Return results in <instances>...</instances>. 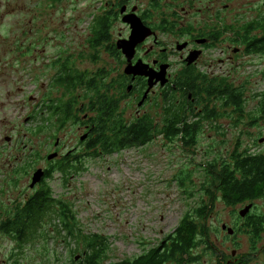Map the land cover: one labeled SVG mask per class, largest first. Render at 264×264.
<instances>
[{"label": "rangeland", "instance_id": "1", "mask_svg": "<svg viewBox=\"0 0 264 264\" xmlns=\"http://www.w3.org/2000/svg\"><path fill=\"white\" fill-rule=\"evenodd\" d=\"M113 1L116 0H0V38L5 37L4 42L0 39V49L9 47L8 41L13 38L15 45L21 40L26 46L29 39L21 38L23 31L32 33L30 37L36 46V51L28 52L30 55L11 56L0 51L4 81L12 76L19 80L23 93L28 94L36 69L43 80L38 81V75L37 85L41 82L46 85L40 91L44 92L48 88L41 102V95L35 92V102L18 97L12 103H5L4 127L8 128L13 123L20 124L16 135L20 145L17 160L21 165L26 162L31 166L10 167L5 159L4 165L0 164V202L3 203L0 209L5 211L2 217L4 220L10 217L6 215L8 210L11 212L14 204L32 195L29 183L36 169L66 163L64 174L54 171L45 185L55 197L66 201L75 216L72 224L83 234L82 237L77 234L75 238H69L64 231L53 229L52 226L58 224V220L51 214L32 227V233H35L33 238L24 240L23 244L15 242L2 228L0 264H13L15 259H18L19 264H69L73 258L78 260L84 249L83 240L93 234L102 237L106 244L104 264L132 260L144 250L158 246L173 232L185 214L203 204L208 206L204 220L208 236L204 244L190 252L197 258L183 264H221L225 259H232V250L246 256L252 251L251 242L247 236L248 227L244 224L246 220L239 216L238 211L247 203L226 205L218 195L211 202L212 193L209 195L206 192V182L210 181L206 169L214 156L222 155L226 158L237 146L249 152L264 151V120L260 118L258 108L264 92V55H245L241 52L234 55L233 60L227 59L220 63L219 58H228L231 50L239 47L236 40L221 39L213 42L206 51L203 68L210 75L225 76L229 85L242 92V111H237L224 97L210 100L203 94L197 97V107L202 108L207 104L215 110V115L213 118L199 119L201 127L196 143L188 146L179 136L168 140L158 135L143 146L111 154L78 157V160L65 162L54 160L58 156L53 160H44L43 156L52 149L48 150L47 143L59 138L63 142V149L59 152L62 155L65 148L78 144L81 131L69 122L67 129L59 133L53 108L48 107L50 100L58 96L59 87L54 82H48L52 71L46 72L45 68L41 72L37 66L53 58L59 50V40L64 35L66 44L62 48L65 49L66 62L71 69L84 72L87 78L94 77L97 80L98 74L102 72L106 81L115 79L114 85L116 80H124L121 77L126 66L123 55L112 54L107 46H92L90 43L97 18L108 12ZM119 17L117 14L110 28L114 46L119 33L121 36L126 33V27ZM41 36L45 44H42ZM162 41L170 46L174 39L163 38ZM228 44L231 48L227 49L226 56L221 55L220 50ZM34 58L36 61H33ZM60 58L56 57L52 63L58 64ZM129 82L124 80V85L114 88L112 92L115 94L121 90L122 94L123 90L124 93L125 85ZM70 90L73 89L67 88V99H77L76 95L81 94L78 100L87 103V99L82 96L84 91ZM137 91L133 88L130 94ZM157 93L158 90L143 107V111L160 123L165 110L166 94L161 101ZM172 96L177 108L184 109L185 104L180 100L182 96L178 93ZM138 98L132 99L128 95L119 97L118 112L124 119L134 117ZM85 112L92 115L88 108ZM30 113L32 121L28 124L25 118ZM186 113L189 121H195L190 116L191 112ZM253 117L257 122H251ZM82 149L79 147L72 152L75 151L76 156L83 153ZM73 164L79 169H74ZM13 180L18 183L12 184ZM250 212L264 216V197L253 201ZM222 224L237 230L236 234L229 235L221 229ZM250 262L255 261L251 258Z\"/></svg>", "mask_w": 264, "mask_h": 264}, {"label": "flooded vegetation", "instance_id": "2", "mask_svg": "<svg viewBox=\"0 0 264 264\" xmlns=\"http://www.w3.org/2000/svg\"><path fill=\"white\" fill-rule=\"evenodd\" d=\"M232 3H234V5ZM122 7L124 10L123 13H120V9ZM115 10L118 11L120 20L125 14H135L139 18L144 28L150 31L149 36H147L141 43L136 45L132 64H134L137 60H140L153 73L159 72L161 68L166 65V83L161 85L159 81L156 82L142 102V95L147 88V77L135 76L132 78L131 75H126L122 72L124 76L121 75V77L127 82L130 81L129 83L131 84V89L129 91L126 90V87L129 85L128 83V85H125V92L117 97L124 98L128 95V97L136 99L139 96L136 103L137 108L134 110V117L132 119H128L127 121L133 120L135 118H141L147 114L145 111H143V107L152 100V95L154 92H156V90H158L157 96L160 97L162 101L165 94H179V92L176 90L178 86H187L192 89L187 93L188 102L186 103V112H191L190 116L193 117L194 120L200 118L207 119L208 115L203 111L204 107L198 108L196 105L197 97H195V93L198 91V89H202L206 81L212 78L219 79L221 82H227L225 76L210 75L203 68V65L206 61V51L211 48L212 43L215 41H220L221 39L238 41L237 44L239 47H234L231 50L232 52L228 58H219L218 60L220 63H224L227 59L233 60L234 55H239L241 52H243L245 55H264V0H116L113 1V3H111L108 8V11L110 12ZM113 24L114 23L110 25V28ZM123 24L126 27V33L123 36H121V33H119L117 40L126 39L130 34V25L128 23ZM31 34L32 33L30 31H23L21 33L22 39H29V41L26 43V46L25 42L21 40H19L18 44L15 45V38H13V40L8 41L10 43L9 47L0 49V51L3 54L6 53L11 56L30 55L28 54L29 51H36V46L30 37ZM109 34L111 38L110 31ZM44 38L48 40L47 37ZM163 38H167L169 40L174 39V41L169 46L168 44L163 43ZM0 39L2 42L5 41L4 36ZM41 42L42 44H45L43 41V36H41ZM63 44H66V37L64 35L63 39L59 40V50L55 52V57L53 56L52 59L43 61L37 66V68L40 69L41 72H44L45 68L46 72L52 71L53 73L49 75L50 79L48 82H54L59 87L58 94H56L58 96L54 99H51V103L48 106L49 108H53V113L58 123L59 133L64 132L67 129L68 123L71 122L72 125L76 126L79 131H81V134L78 136V144L71 148H65V153L62 155H60L59 152L61 149H63V142H61L59 138L56 137L53 142L51 140L50 143H47L46 145L48 146V150L51 147L52 149L43 156L44 160L46 161H49L47 157L53 152H56L58 156H56L57 158L55 157L56 159L53 158L54 160L61 159L63 160L61 162H65L66 160H78L77 156L81 154L75 156V151L72 152V150H78V148L81 147L83 148L82 150L84 152L88 145L90 133H92V136H94V132L98 129V122L97 120L93 119V117L95 118L97 114L96 107L94 108L93 112L89 111L92 113L90 116L89 113L85 112V109L87 108H84L83 103L78 100L80 99L81 94L76 95L77 99L71 100L67 99L66 97V74L68 65L66 62V56L64 55L65 49L62 48ZM229 45L230 44H228L226 47H222L220 50L221 55L226 56L227 49L231 48ZM258 48H260V51H257ZM118 51L121 55V51ZM62 56L65 57L62 58ZM56 57H61L58 64L52 63L55 62ZM189 58L192 59L190 62ZM33 61H36V58H34ZM52 66H55V68L53 69ZM14 68L15 65L13 66V70ZM187 73L190 74L189 77L186 76ZM38 75L39 73L35 69L32 76V88L28 94H24L23 87L19 84V80H15L12 76H8L6 81H4L3 68L0 67L1 165H4L5 159V163H7L10 167L19 168L20 166H31L29 163L25 164L26 162L21 165L17 160L20 145L18 143L19 139L16 137V135H18L19 130L17 128H19L18 126L20 124L13 123L12 126L5 128L3 117L5 103H12L18 97L22 98L24 101L35 102L36 92L37 95H41V102L43 96L48 93V88L44 90V92L40 91V88H44L46 85L44 82H41L39 85H37L38 82L36 78ZM114 80L115 79H110L108 81V97L113 101L117 98L115 97L116 93L114 94L112 92L115 88ZM38 81H43L40 75ZM133 88L138 89V93L135 92L134 94H130ZM73 90H81L83 92L81 87H75ZM68 104L72 119L67 118ZM25 121L28 124L32 121V113L26 116ZM84 134H86V137L81 140L80 137ZM48 169L49 167H42L44 174L41 180L35 183L31 188L33 193L45 185V181L49 178V176L46 175ZM16 183H18V181H12V184ZM0 194H2L1 189ZM30 196H26L21 203L17 202L14 204L15 206H12L11 212L8 210L6 215H15L19 209L18 204L23 205L30 198ZM51 196L55 200H63L60 197H55L53 193H51ZM0 206L3 207V203L0 202ZM4 212L5 211L3 208L2 210L0 209V229H2L4 222L2 217ZM243 220L245 221L246 217H243ZM57 223L58 224H56V227L58 225L61 226L59 221H57ZM244 224H246V222ZM54 227L55 225L52 226L53 229ZM259 230V237L256 239H252L251 235L247 233L252 248V251L249 252V254H245L246 256H244V254L238 255L235 250H232V259H225V261L221 262V264H264V240H262L264 236V224ZM234 234L235 229H233V233L231 235ZM147 250L150 251V249ZM147 250H144L141 254ZM222 257L225 256L223 255ZM251 258L255 262H250Z\"/></svg>", "mask_w": 264, "mask_h": 264}, {"label": "trees", "instance_id": "3", "mask_svg": "<svg viewBox=\"0 0 264 264\" xmlns=\"http://www.w3.org/2000/svg\"><path fill=\"white\" fill-rule=\"evenodd\" d=\"M117 14V11H108L97 18L90 39L92 46L104 45L111 49L112 54H119L118 49L111 42L109 34L110 25L116 20ZM257 51H260V48ZM66 75L67 88L81 87L83 89V98L87 99V103L84 102L83 107L88 108L91 112L95 107L97 109L96 117L93 119L97 120L98 129L94 132V136L90 133L86 150L77 158L97 157L119 152L123 149L143 146L158 135L168 140L179 136L183 143L188 146L197 142L196 137L201 127V121L199 119L189 121V117L187 118L185 114L187 111L186 103L188 102L187 93L192 90L191 88L187 86L176 88L182 96L180 100L185 104L184 109L177 108L173 94L164 96L165 110L160 123L150 114L127 121L118 112L119 97L114 101L108 97L109 82L105 80V75L103 76L102 72L98 74L97 80L94 77L87 78L85 73L73 70L68 66ZM186 76L189 77L190 74L187 73ZM123 85V79L115 81L116 89ZM120 92L121 90L117 91L116 95H121ZM202 94L208 100L214 97L222 99L224 97L228 104H232L237 111H242V92L233 88L228 82L225 83L212 78L204 83L202 89H198L195 97ZM258 108L259 116L264 120V92L261 95ZM203 111L207 113L208 118H213L215 115V110L209 108L207 104ZM67 118L72 119L69 104ZM251 122H257V119L253 117ZM214 157L209 163V168L206 169L210 176V181L206 182V188H208L206 192L212 193L211 202L217 195L226 205L230 206L239 203H253V201L264 197V151L249 152L248 149H239L237 146L229 152L226 158L222 155ZM65 164L59 163L57 166H51L46 175L49 176L56 170L64 174ZM73 166L74 169H79L77 165L73 164ZM50 190L46 185L39 188L23 205L19 206L15 215L4 220L2 228L11 238H14L15 242L23 244L24 240L33 238L35 233H32V227H35L42 218L49 214L61 223V226L56 227L55 225L54 229L58 228L57 230L64 231L69 238H75L77 234L83 236L81 230L72 224L75 221V216L66 201L55 200L51 196ZM250 211L245 216L248 227L247 233L251 235L252 239H256L259 237V229L264 224V216L255 215ZM207 214V205L203 204L194 208L182 217L173 232L168 234L158 246L151 248L150 251L147 250L133 260H122L112 264H166L169 262L183 264L197 258L192 256L190 252L206 242L208 231L204 220ZM83 243L82 254L78 256V260L73 258L69 264H104L103 257H105L106 244L102 237L93 234L83 240ZM13 264H19L18 259H15Z\"/></svg>", "mask_w": 264, "mask_h": 264}, {"label": "water", "instance_id": "4", "mask_svg": "<svg viewBox=\"0 0 264 264\" xmlns=\"http://www.w3.org/2000/svg\"><path fill=\"white\" fill-rule=\"evenodd\" d=\"M123 7L120 9V13H123ZM121 21L123 23H128L130 25V34L126 39H118L115 42V47L121 51L123 57L126 60V66L123 69V73L126 75H131L132 78L135 76H144L147 77V88L145 89L141 102L146 98L147 94L150 92V89L154 86L156 82H160L161 85L165 84L167 81L166 78V65L161 68L157 73H153L150 69L147 68L140 60H137L132 64V59L135 53V47L137 44L141 43L147 36H149L150 31L145 29L139 18L135 14H125L122 16ZM192 59L189 58V62ZM131 89V84L126 87V90ZM86 137V134L80 137L83 140ZM57 156L56 152H53L48 155V159L51 160ZM44 174V171L41 168L36 169V171L31 176L30 188L34 186L35 183L39 182ZM253 204L248 203L242 209L238 211L239 216L245 217L249 211L252 209ZM221 229L226 230V232L231 235L233 229L228 227L226 224L221 225Z\"/></svg>", "mask_w": 264, "mask_h": 264}]
</instances>
